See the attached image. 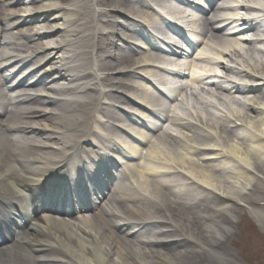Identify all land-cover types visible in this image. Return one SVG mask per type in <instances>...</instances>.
<instances>
[{
  "label": "bare ground",
  "instance_id": "obj_1",
  "mask_svg": "<svg viewBox=\"0 0 264 264\" xmlns=\"http://www.w3.org/2000/svg\"><path fill=\"white\" fill-rule=\"evenodd\" d=\"M127 3L0 0V225L28 221L18 243L20 228L5 231L13 243L0 264H190L192 251L219 259L231 233L220 215L235 223L252 186L243 175L264 176V0L209 4L194 30L189 0H146V12ZM155 8L175 16L171 27ZM178 25L195 36L196 55L182 65L150 51L161 43L174 56ZM183 65L205 86L175 92ZM137 77L133 93L127 80ZM85 99L87 116L75 108ZM168 150L180 158L154 166ZM104 178L112 191L89 209L98 214L73 217L77 195H99Z\"/></svg>",
  "mask_w": 264,
  "mask_h": 264
},
{
  "label": "rangeland",
  "instance_id": "obj_2",
  "mask_svg": "<svg viewBox=\"0 0 264 264\" xmlns=\"http://www.w3.org/2000/svg\"><path fill=\"white\" fill-rule=\"evenodd\" d=\"M141 1L142 0H127V4L128 6H134ZM38 23L35 29L43 30V24L40 23V21H38ZM47 41L48 39L46 38L41 39L43 44L48 43ZM241 48L246 49L247 44H243ZM127 81H129L128 83L131 85L138 83L134 79H129ZM194 87H198V85H194ZM88 95L90 99L95 100L96 95L94 92H89ZM82 102V106L79 107L77 104L75 108H78L79 111L85 113V116H87L86 113L89 110L88 108L90 105L93 106V103L89 102L87 99ZM72 106H74V103H71V108ZM179 131L191 135L189 130L179 128ZM168 154L169 155L165 153L160 161L153 162L154 166L156 165L162 168L165 164L169 163L166 162L167 160L171 161L180 158V156H176V153L173 151L168 150ZM172 156L175 158H172ZM150 161L151 160H147L148 163ZM246 176L252 181V186L246 193L247 195L245 194V202H242L244 205H234L235 208H237L235 223L229 222V219L226 218L225 215H220V220H222L226 226L230 225L229 229L231 233L228 232L224 241L219 243V259H212L213 257L209 256V254L202 255L192 251V254L184 259L185 261L190 264H264V176L256 171L250 175H243L245 178ZM132 238L136 239L134 236Z\"/></svg>",
  "mask_w": 264,
  "mask_h": 264
}]
</instances>
